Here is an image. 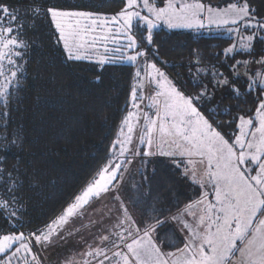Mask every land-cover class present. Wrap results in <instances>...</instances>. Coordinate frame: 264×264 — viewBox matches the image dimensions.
Wrapping results in <instances>:
<instances>
[{
  "label": "snow or ice",
  "instance_id": "6c2138e0",
  "mask_svg": "<svg viewBox=\"0 0 264 264\" xmlns=\"http://www.w3.org/2000/svg\"><path fill=\"white\" fill-rule=\"evenodd\" d=\"M142 4L149 15L136 10L138 0H126V6L109 17L66 2L30 0L25 16L33 24L36 19L49 20L55 42L68 60H87L98 66L114 63L107 55H99L93 61L91 53L97 50L99 42L122 36L126 41L123 47L129 54L121 52L119 47L115 52H121L125 63L137 65L140 61L143 65V71L137 67L134 73L138 84L131 90V107L139 109L137 100L144 97L138 96L137 87H143L139 82L147 78L155 90L148 97L150 102L146 107L155 111L142 113L144 126L138 137L140 144L149 150H135L128 155L135 130L133 121L141 122L139 113L128 111L119 135L109 148L110 154L86 187L45 228L27 234L16 231L17 225L24 227L22 217L26 211L17 195L22 187L19 169L6 170V156H0V216L5 226L10 224L13 229L10 233H0V264L14 261L15 264H44L41 254L54 243L53 238L66 240L61 235L63 226L74 218H85L93 204L103 201L111 203L109 224L95 221L100 225V235L93 234V242L82 253L95 264H264V99L259 100L255 110L258 123L241 115L235 118L238 131L231 135L217 123V118L230 114L231 108L222 109V100L216 99L222 89L240 97L239 67L245 69L246 91L251 94L258 87V94H264V56L256 61L236 60L229 66L230 76L214 67L198 69L194 74V91L184 92L155 62L158 52L152 47L153 29L158 25L154 20L163 21L169 28H204L205 5L199 0L179 4L166 0L164 7L154 6L151 0H142ZM206 11L209 25L218 28L233 25L236 27L229 31L237 33L241 27L257 30L239 48L233 44L225 49L226 59L234 58L237 51L253 53L252 42L258 31L264 30V22L256 19L246 0L243 4L230 3L222 10L209 6ZM18 19L8 4L0 2V102L4 107L0 117L5 120L10 102L24 87L29 44L22 39L25 25L22 21L17 23ZM133 21L146 26V37L137 39ZM260 38L264 39V33ZM108 51L105 47L104 52ZM252 63L259 64L260 70L249 74ZM4 127L6 130L7 125ZM19 143L18 136L0 137V153L11 151ZM164 145H168V151ZM137 156L168 157L177 169L183 168V178L204 190L201 197L171 215H165V209L157 207L159 200H156L136 218L134 209L129 207L130 198L125 195V173L129 172L127 165ZM196 163L204 166L199 177L195 167H187ZM144 179L147 180L146 175ZM209 195L212 199H207ZM169 233L171 238L180 241L174 245V251L165 248L163 238ZM67 264H81V261L73 258ZM82 264H92V261L85 259Z\"/></svg>",
  "mask_w": 264,
  "mask_h": 264
},
{
  "label": "trees",
  "instance_id": "16d2710c",
  "mask_svg": "<svg viewBox=\"0 0 264 264\" xmlns=\"http://www.w3.org/2000/svg\"><path fill=\"white\" fill-rule=\"evenodd\" d=\"M0 2L8 4L18 15L17 23H24L22 39L29 44L24 63V87L10 102L7 120L0 117V137L18 136L20 140L18 146L7 153H0V156H6V170L13 167L19 169L22 187L17 195L26 211L22 217L24 227L17 225L16 231L27 234L45 228L58 217L105 162L122 120L131 109L134 66L119 61L98 66L93 62L68 60L62 47L55 42L49 20L40 18L33 24L25 16L30 0ZM44 2H66L108 16L124 8V0ZM199 2L222 7L230 3H244L245 0ZM246 2L254 10L256 19L264 22V0ZM151 3L161 7L166 0H151ZM133 32L138 40L147 35L146 29L137 23ZM263 32L259 30L258 35ZM222 34L156 28L153 30L152 45L158 52L155 62L180 90L191 93L198 69L210 70L214 67L230 76L229 66L236 60L256 61L264 56V39L257 36L252 43L251 55L237 51L234 58L226 59L224 52L232 44V39ZM253 67L260 69L259 64L252 63L248 68L249 74L255 72ZM238 70L242 74L237 81L240 97H234L228 89H222L216 97L217 101L222 100V109L231 108L230 114L217 118V123L222 125L227 135L237 132L235 118L243 115L253 119L259 100L264 99V94H258V87L251 94L246 91L248 80L243 75L245 69L239 67ZM3 110V103L0 102V112ZM143 161L146 164L143 168L139 165L141 171L135 174V181L130 175L131 184L128 182L125 185L130 198L129 207L134 209L136 218H140L156 200H159L157 207L164 208L165 215H171L198 198V187L183 178L168 158L153 156ZM134 185L137 187L134 188ZM12 231L11 225L5 226V220L0 216V233ZM171 235L169 233L163 238L168 251H174V245L180 243Z\"/></svg>",
  "mask_w": 264,
  "mask_h": 264
},
{
  "label": "rangeland",
  "instance_id": "374dc122",
  "mask_svg": "<svg viewBox=\"0 0 264 264\" xmlns=\"http://www.w3.org/2000/svg\"><path fill=\"white\" fill-rule=\"evenodd\" d=\"M175 2L177 4L182 3V2L192 3V2H194V0H175ZM239 4H243V3H239ZM138 5H139V7L136 10H140L142 15H149L147 10L143 9L142 0H138ZM125 6H126V0H124V7ZM164 6H166V3L161 7H164ZM207 7H209V6L205 5V12H204L205 27L204 28H196V27H193V28H169L167 26V24H165L163 21H155L154 20V22L157 23V25H158L156 28L163 27L167 30L193 31V32L203 33V34L209 33V32H222L223 36L230 37L232 39V44L230 45V47L233 44H235L237 46V48H239V46L242 42H246V37L249 34H251L252 31H257L256 29H253V30H250L249 32H246V30L241 27L240 32L237 33L235 31H229L230 28L236 27L233 25H228V26L219 27V28L216 27L215 25H209L207 22V19H206L207 15H208V13L206 11ZM227 7H228V5L222 6V7H212V8L222 10V9L227 8ZM150 18L154 19V17H150ZM135 23H137L139 26H142V22H140V21H133V24H135ZM142 27H144L146 29V26H142ZM156 28H154V29H156ZM261 31L263 32L264 30H261ZM98 34H101L99 32V30H98ZM257 36H259V35L257 34ZM256 37L254 38V40L256 39ZM254 40H253V42H254ZM124 43H126V41L124 40V38L122 36H115V37L110 38L108 41L99 42L96 46L97 50L93 51L91 53L92 60L95 61L96 57L99 55H107L108 57H110L114 61H119V62H122L124 64H128V63L123 62V60L121 59V52H123L125 54H129L128 50L123 47ZM105 47H107L109 49V51L107 53L104 52ZM117 47H119L121 49V52H115V49ZM83 61L84 62H90L87 60H83ZM93 63H95V62H93ZM132 66H134V73L137 70V67H140L143 71V65L141 64L140 61L137 62V65H132ZM253 69H255V67H253ZM258 70H260V69H258ZM258 70L255 69L254 71H258ZM139 83H142L143 87H139V86L137 87L138 96H143L144 99L143 100H139V99L137 100V103L140 106L139 109H134V108L130 107L131 108L130 111H132L134 114L139 113L141 115V122L136 123L135 120L133 121L135 130L133 132V143L128 146L130 149V151L128 153L129 156H131L132 151H135V150H139L141 152H143L145 150H149L146 145L140 144L138 137L142 133L143 126H144L143 120H142V113L144 111H147L149 114H154V111H155L154 109H150V108L146 107L148 105V103L150 102L148 97L151 95H154L155 85L153 83H150L147 78L143 79ZM134 84H138V82L135 79H134ZM253 120L256 123H258V121H256V113L253 116ZM121 126H122V123L120 125V128H121ZM120 128L117 132V136L119 135ZM237 131H238V129H237ZM125 132H126V129H125ZM164 150L165 151L169 150L168 145H164ZM144 158H146V157L137 156V157H135V159L131 165H129V166L127 165L128 169H129V172L125 173V180L127 181V183L129 182V184H131V181L133 178H134L133 182L135 181V177H136L135 174H137L139 171H141V168H143L146 164V162L143 161ZM147 158H149V157H147ZM166 158H168V157H166ZM193 159L198 160V158H193ZM139 165H141V168ZM171 165H173V164L171 163ZM187 167H189V168L195 167L198 177L201 176L203 171H204V166L199 164V163H196L194 166L188 165ZM173 168L177 169L174 165H173ZM177 170L182 174L183 168L177 169ZM130 175H132L131 176L132 179L129 181ZM203 191L204 190L201 189V192H203ZM209 191H210V189H209ZM125 195L127 196L126 193H125ZM207 199H212V197L209 195L207 197ZM110 207H111V203L109 201L97 202L91 206V208L87 212L85 218H83V219L74 218L73 220H70L68 224L64 225L63 231L61 232V235L65 236L66 240H60L56 237L53 238L54 243L52 245L47 246L41 254V259L43 260L44 264H57V263L58 264H67V262L72 260L73 258H75L78 261H81V264H82L83 260H85V259L92 261V264H95V261H93L92 258L84 257L82 255V253L85 250H87L88 244H91L93 242V234H95L97 236L100 235V231H99L100 225L96 224L95 221L96 220H102L104 224H109L108 212H109ZM111 216H112V219L114 220L115 213L112 212ZM69 232H71L72 234L69 235ZM85 241H87V244L85 243ZM52 261H54V262L51 263ZM13 264H15V261L13 262Z\"/></svg>",
  "mask_w": 264,
  "mask_h": 264
},
{
  "label": "crops",
  "instance_id": "0c3cea01",
  "mask_svg": "<svg viewBox=\"0 0 264 264\" xmlns=\"http://www.w3.org/2000/svg\"><path fill=\"white\" fill-rule=\"evenodd\" d=\"M190 182H191V180L190 179H188ZM196 187H198V189H199V196H198V198H200L201 197V188L199 187V185H196V184H194ZM197 198V199H198ZM54 261H52L51 263H53ZM58 264V263H57Z\"/></svg>",
  "mask_w": 264,
  "mask_h": 264
}]
</instances>
